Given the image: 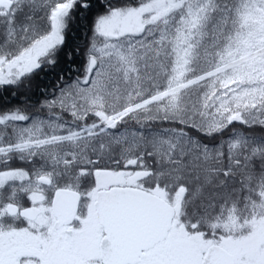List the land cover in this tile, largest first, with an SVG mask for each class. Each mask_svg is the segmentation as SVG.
<instances>
[{"label":"snow or ice","instance_id":"obj_1","mask_svg":"<svg viewBox=\"0 0 264 264\" xmlns=\"http://www.w3.org/2000/svg\"><path fill=\"white\" fill-rule=\"evenodd\" d=\"M0 92V264H264V0H0Z\"/></svg>","mask_w":264,"mask_h":264},{"label":"trees","instance_id":"obj_2","mask_svg":"<svg viewBox=\"0 0 264 264\" xmlns=\"http://www.w3.org/2000/svg\"><path fill=\"white\" fill-rule=\"evenodd\" d=\"M49 78L50 77H43L44 82L46 83ZM36 83H39V81H37ZM40 91L41 88L34 87L33 90L27 94V102L35 103L37 100L43 99V97L40 95ZM24 99L25 96L22 93H17L15 96H13L10 93L0 92V104H4L5 102H7L14 105L20 103Z\"/></svg>","mask_w":264,"mask_h":264}]
</instances>
